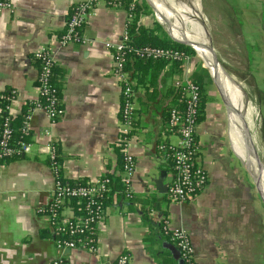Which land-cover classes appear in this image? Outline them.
I'll return each mask as SVG.
<instances>
[{
  "label": "crops",
  "instance_id": "1",
  "mask_svg": "<svg viewBox=\"0 0 264 264\" xmlns=\"http://www.w3.org/2000/svg\"><path fill=\"white\" fill-rule=\"evenodd\" d=\"M81 1L10 0L11 7L0 13V91L15 92L11 115L21 114L38 97L39 62L34 54L43 46L52 48L63 107L54 121L44 109H35L27 138L30 151L0 159V264H49L57 257L65 264H115L120 255L128 256L127 264H176L168 256L163 222L188 233L196 264H264V214L258 207L264 208V200L255 184L258 198L250 192V178L239 161V156L244 162L246 158L229 133L221 98L216 101L206 93L209 100L197 124V162L208 175L206 188L184 202L167 197L175 173L157 145L178 142L167 125V112L175 101L174 80L184 74L183 68L178 71L170 63L136 72L131 66L127 72L134 86L128 145L136 160L127 186L131 196L118 189L108 191L104 218L95 228V252L57 248L44 211L54 198L55 180L46 146L57 147L61 174L70 183L105 174L123 179L118 147L122 89L106 43L121 40L127 3L98 1L80 29L82 40L63 46L59 40L66 21ZM155 2L148 0L150 10L157 9ZM237 2L244 13L240 24L245 39L256 38V47L248 53H264V0ZM139 22L152 27L154 21L140 16ZM237 119L241 121L232 115L233 133L240 139ZM255 148L260 156L256 144ZM60 216H77L75 203L67 201Z\"/></svg>",
  "mask_w": 264,
  "mask_h": 264
},
{
  "label": "built area",
  "instance_id": "2",
  "mask_svg": "<svg viewBox=\"0 0 264 264\" xmlns=\"http://www.w3.org/2000/svg\"><path fill=\"white\" fill-rule=\"evenodd\" d=\"M105 1L108 4L120 5L116 0H83L72 9L66 21L65 31L62 33L59 43L67 45L82 40L80 29L84 24L91 8L98 2ZM135 0L127 4V23L121 40L117 43H106L111 50V55L115 67L116 75L121 83L122 107H121V133L119 136V147L122 153V175L125 184L128 186L130 178L135 171L136 160L128 151L131 137V125L134 119V88L133 82L124 70L127 57L130 53L138 58L150 60H162L166 63H178L183 65L184 74L174 80V87L178 93L177 101L168 108L167 125L169 130L178 135V142H161L157 145V150L167 157L175 173L174 179L167 189V197L176 202H184L194 197L208 184V175L197 162L199 146L196 142V131L198 117L201 109V89L198 83L192 80L191 71L188 73L191 55L183 50L158 47L153 45H130V36L127 25L133 19ZM11 7L10 0H0V13L4 9ZM35 58L39 60V71L37 75L38 97L27 107L23 115V125L21 126V138L13 139L14 129L10 124L11 113L9 105L4 108L9 115L0 120V159H8L15 155H25L30 151L29 135L30 120L33 111L42 108L47 112L49 118L54 121L62 113L57 107V89L51 83V75L55 58L52 48L43 46L38 49ZM15 98L11 99V101ZM46 134L48 132L46 131ZM49 158L55 156L54 144L46 146ZM54 171V198L44 208L48 213L50 225L54 235L56 246L59 250L82 248L90 252H95L96 234L93 231L97 224L103 220L105 205L103 204L104 193L109 190L110 179L100 176L88 180L83 184H71L58 177L55 171L59 166H52ZM127 196H131L127 194ZM76 200L82 203L85 215L74 216L69 219H62L61 210L69 200ZM162 233L168 236L179 250V257L182 264H196L194 250L188 233L182 228L169 229L166 222H163ZM128 256L120 255L115 264H127ZM49 264H63V258L57 257Z\"/></svg>",
  "mask_w": 264,
  "mask_h": 264
},
{
  "label": "rangeland",
  "instance_id": "3",
  "mask_svg": "<svg viewBox=\"0 0 264 264\" xmlns=\"http://www.w3.org/2000/svg\"><path fill=\"white\" fill-rule=\"evenodd\" d=\"M138 3H141L142 9L144 10L141 16L151 17L152 20L156 21V15L152 9L150 10L148 0H140ZM179 3L181 6H185L183 0H180ZM154 4L161 13L157 17L171 24L169 30L174 37L182 40L192 38L196 44L201 45L207 42L211 43L218 57L222 73L225 76L226 73L232 76L236 83H238L239 89L236 91L237 95L239 97L244 95L249 103L252 115H247L248 123L252 138L259 147L260 157L264 163V53H248L251 52L252 46L254 48L256 45V38L250 37L249 39H245L244 37L245 28H242L240 24L244 13L238 9L239 2L237 0H199L198 8H195V10L201 9L204 15V20L199 27L192 24L188 15L179 8L176 0H158L157 4L156 2ZM155 23L153 22L152 24L154 25ZM162 29L169 35L163 26ZM245 42H247V46ZM249 44H251V47L248 46ZM205 52L209 56L208 60L205 59L208 67L197 51L194 50V53L191 54L189 63V66L191 68L193 67L191 77H194L197 73L205 76V93L211 95L216 101H219L220 96L210 75V68H213L214 59L208 49ZM218 82L223 87L219 79ZM226 89L228 92V88ZM224 91L226 92L225 88ZM229 95L233 103L240 108V101L238 99L235 100L230 93ZM226 116L228 118L227 126L230 127L229 133L233 136L234 141L236 138L233 133L234 124L232 117L229 119V115L226 114ZM237 122H239L237 123L239 125L237 126V134L240 140L244 141L242 123L239 119H237ZM234 149L237 153L235 145ZM251 172L255 174L253 170ZM249 189L253 198L255 196L258 198L252 181ZM258 207H261L260 210L264 214V208L259 205ZM262 222L264 224V221Z\"/></svg>",
  "mask_w": 264,
  "mask_h": 264
},
{
  "label": "trees",
  "instance_id": "4",
  "mask_svg": "<svg viewBox=\"0 0 264 264\" xmlns=\"http://www.w3.org/2000/svg\"><path fill=\"white\" fill-rule=\"evenodd\" d=\"M131 0H126V3L128 4ZM144 13V10L142 9V6L136 1L135 2V9H134V13H133V19L132 21L127 25V29L129 32V36H130V45L131 46H139V45H153V46H158V47H170V48H176V49H180L185 51L188 54H193L194 53V49L190 46L178 43L176 41H174L163 29L162 27L155 23L152 27H148L145 26L143 24H141L139 22L140 16ZM178 38V37H177ZM127 61L125 63L124 66V70L126 72H128L129 68L132 66V68L136 69V71H139V69L141 68H153V69H160L162 66H164V64H166L165 61L162 60H150V59H142V58H138L135 55H133L132 53L129 54V56L127 57ZM37 61L39 62V60L37 59ZM40 63V62H39ZM175 66H177V70L181 71L183 68V65L180 63H172ZM55 68H56V64H54L53 66V70H52V75H51V83L52 85L57 89V95H58V105L57 107L60 108L63 111V107H62V103H61V96H60V89L59 86L56 84L54 77H55ZM155 75V74H154ZM153 75V76H154ZM192 76V75H191ZM193 81H195L196 83H198V85L200 86L201 89V99H200V103H201V109H200V115L198 117V122L203 118V109H204V105L206 103L207 100H209V97L207 96V94L205 93V81L204 79L206 78L205 76L197 73L196 75H194V77H191ZM150 79V78H149ZM142 81V78L140 77V80ZM152 82V81H151ZM150 82V83H151ZM134 88V86H133ZM173 97H174V103L177 101V96L178 93L176 91V88L173 85ZM13 96H15V92L12 88H7L3 91H0V120L3 121L4 118L6 116L9 115L8 111H4V108L7 105H10L11 99L13 98ZM27 107L23 110V112L19 115H10L11 119H10V124L14 129L13 132V139L14 140H18L21 138V126L23 125V115L26 111ZM168 113V112H167ZM62 113H60L61 115ZM60 115H58L56 117L59 118ZM28 138V137H27ZM119 147V146H118ZM56 150H55V156L54 158H49V164L50 166H59L60 164V160H59V155H58V150L57 147L55 146ZM120 150V167L122 169V153H121V149L119 147ZM20 157L19 155H15L13 157L10 158H17ZM8 158V159H10ZM55 174L58 177H61L62 179H64V177L61 174V170L60 168H58V170L55 171ZM105 177H108L110 179L108 185H109V190H114V189H118L121 190L123 193L125 194H130L131 192L129 191V188H127V185L125 184L123 179H119L118 177L114 176L113 174H105L103 175ZM66 180V179H64ZM70 183V182H69ZM85 183V182H83ZM83 183H71V184H83ZM108 190V191H109ZM108 191H106L104 193V197H103V204L105 205V201H106V196ZM73 202L75 203V211H76V215L77 216H83L85 215V210L83 207L82 203H77L76 200H69L68 202ZM96 229L94 228L93 231H95ZM96 232V231H95ZM167 240L170 242V244L174 245L173 241L168 237ZM175 246V245H174ZM168 256L171 259V261L173 263L177 262L174 257L173 254L171 253V251L168 249ZM63 264H65V261L63 260Z\"/></svg>",
  "mask_w": 264,
  "mask_h": 264
},
{
  "label": "bare ground",
  "instance_id": "5",
  "mask_svg": "<svg viewBox=\"0 0 264 264\" xmlns=\"http://www.w3.org/2000/svg\"><path fill=\"white\" fill-rule=\"evenodd\" d=\"M180 0H176V3L177 5L179 6L180 9H182L183 12H185L188 17L190 18V21L192 22L193 25H197V27H199V25L203 22L204 20V15L202 13V10H195V8H198V4H199V0H183V3H185V6H181L180 3H179ZM186 1V2H185ZM198 1V2H197ZM155 8V7H154ZM156 9V8H155ZM157 10V9H156ZM157 15H161V13L159 11H157ZM189 23V22H188ZM204 24V23H203ZM205 26V25H204ZM189 38V36H188ZM180 39V38H178ZM182 40V39H181ZM185 41H188L196 46H198V53L206 60H208V54L205 52L206 51V48L201 45V44H196L195 40H193L192 38H189L188 40H185ZM209 64V63H208ZM210 71L212 74L216 75V78L219 79V81L223 84V87L225 88L226 90V94L228 95V98L230 99L231 101V104H232V111L230 112L232 115H241V113L238 111V107L235 106V104L233 103V100L231 99L229 93L231 94V96L238 101H240V108L241 109H244L246 108V113L248 116H251L252 115V111H251V108L249 107V103L247 102V100L245 99V96L242 95L241 97H239L236 93L237 89L236 87H234V85H232V83L227 79V77L222 74H220V64L218 61H215L214 60V64H213V68L211 67L210 68ZM224 79V80H223ZM225 81V82H224ZM226 84V86H225ZM228 88V92H227V89ZM240 89L242 90V88L240 87ZM244 99V100H243ZM244 103V104H243ZM239 123V122H237ZM239 126V125H238ZM239 128V127H238ZM238 132V131H237ZM243 132H244V141H241L240 139H235L238 146H239V149L241 151V153L243 154V156L246 158V164L250 167L251 170H253L255 172V175H258V176H262V172H261V169L260 167L258 166V164L256 163V159L257 157L259 156L258 153H257V150L255 148V144H254V141H253V138H252V135L250 133V136L248 138L245 137V131L243 129ZM240 133H241V130H240ZM258 188V187H257ZM258 191H259V188H258ZM260 193V192H259ZM263 200H264V197L263 195L261 194Z\"/></svg>",
  "mask_w": 264,
  "mask_h": 264
},
{
  "label": "water",
  "instance_id": "6",
  "mask_svg": "<svg viewBox=\"0 0 264 264\" xmlns=\"http://www.w3.org/2000/svg\"><path fill=\"white\" fill-rule=\"evenodd\" d=\"M155 15H156V21L153 20L154 22H156L157 24H159L161 27L163 26L166 31L169 33V36L176 42L178 43H181V44H184V45H187V46H190L192 47L195 51L198 52V46L188 42V41H185V40H181V39H178L176 37H174L171 33H170V30L169 28L170 27V23L166 20H162V19H159L157 16V10L154 8L153 9ZM203 46L208 49L209 53H211V56L212 58L215 60V61H218V57L217 55L215 54V51L213 50L212 46H211V43L210 42H207V43H203ZM199 54V53H198ZM202 57V56H201ZM202 59L204 60L205 62V59L202 57ZM206 64V62H205ZM207 66V64H206ZM208 67V66H207ZM210 75H211V78L216 86V89L218 91V94L226 108V113L229 115V119L230 117H232V114H230L229 112L232 111L233 107H232V104H231V101L230 99L228 98V95L226 94V92L224 91V87H222V85H220V83L218 82V79L216 78V75L212 74L211 71H210ZM226 76H227V79L232 83V85H234V87L238 88V83H236V81L232 78V76L228 73H226ZM239 89V88H238ZM234 110V109H233ZM240 118H241V121H242V124H243V129L245 131V137L248 138L250 136V126H249V123H248V118H247V113H246V108L243 109L241 115H240ZM239 161H240V164L242 165V167L246 170L247 174H248V177L250 178V180L256 185V187L259 188V192L260 194L263 195L264 197V163L261 159L260 156L257 157L256 159V163L258 164V166L260 167L261 169V172H262V176H258V175H255L251 172V169L249 168V166L246 164V162H244V160L239 156ZM158 184H160V181H157ZM173 254V257L174 259L177 261L176 264H182V259L179 257V250L176 248V246L172 245V244H166L165 245Z\"/></svg>",
  "mask_w": 264,
  "mask_h": 264
}]
</instances>
